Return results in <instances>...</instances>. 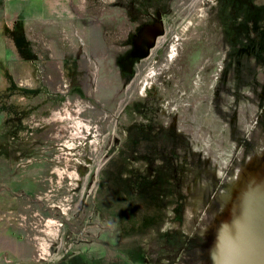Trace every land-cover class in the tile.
Segmentation results:
<instances>
[{
  "label": "rangeland",
  "instance_id": "rangeland-1",
  "mask_svg": "<svg viewBox=\"0 0 264 264\" xmlns=\"http://www.w3.org/2000/svg\"><path fill=\"white\" fill-rule=\"evenodd\" d=\"M86 1L0 48V264H213L264 159V0Z\"/></svg>",
  "mask_w": 264,
  "mask_h": 264
},
{
  "label": "water",
  "instance_id": "water-1",
  "mask_svg": "<svg viewBox=\"0 0 264 264\" xmlns=\"http://www.w3.org/2000/svg\"><path fill=\"white\" fill-rule=\"evenodd\" d=\"M252 161L241 191L223 194L212 222L213 264H264V159Z\"/></svg>",
  "mask_w": 264,
  "mask_h": 264
},
{
  "label": "crops",
  "instance_id": "crops-1",
  "mask_svg": "<svg viewBox=\"0 0 264 264\" xmlns=\"http://www.w3.org/2000/svg\"><path fill=\"white\" fill-rule=\"evenodd\" d=\"M86 0H2L0 6V48L11 47L16 52L14 40L7 32L14 30L19 22L23 31L26 30V23L30 16L44 19H73L83 15L86 7ZM6 30V32H4ZM26 32V31H25ZM26 35V33H25ZM6 53V52H5ZM6 62L7 56L0 55Z\"/></svg>",
  "mask_w": 264,
  "mask_h": 264
},
{
  "label": "trees",
  "instance_id": "trees-1",
  "mask_svg": "<svg viewBox=\"0 0 264 264\" xmlns=\"http://www.w3.org/2000/svg\"><path fill=\"white\" fill-rule=\"evenodd\" d=\"M2 4H3L2 0H0V6ZM4 32H6V30ZM7 32L10 35V37L14 40L15 46L18 47L19 53H22L21 54L22 56L29 57V56H27L26 50L24 48L26 41L28 42V40L25 36V31H23V29H22L21 23L19 22L18 24H16L14 30H8L7 29ZM30 57H32V56H30ZM6 74H8L6 62H5V60H3V58L0 57V76L6 75ZM5 92H6V89H0V98H1L0 101L2 100L3 96L5 95ZM2 109L3 108L0 104V110H2ZM133 138H136V137L133 136ZM66 260H69V259L66 258ZM109 262H111V261H108V263H105V262L104 263L105 264H113V262H111V263H109ZM104 263H102V264H104ZM60 264H62V263H60Z\"/></svg>",
  "mask_w": 264,
  "mask_h": 264
},
{
  "label": "bare ground",
  "instance_id": "bare-ground-1",
  "mask_svg": "<svg viewBox=\"0 0 264 264\" xmlns=\"http://www.w3.org/2000/svg\"><path fill=\"white\" fill-rule=\"evenodd\" d=\"M236 187H239V189H240V191H241V189H242V187H243V184H241V185H239V186H235V188H236ZM239 189H238V190H239Z\"/></svg>",
  "mask_w": 264,
  "mask_h": 264
}]
</instances>
